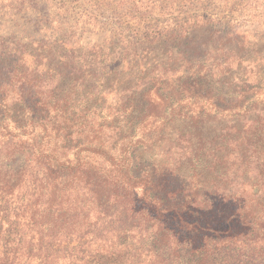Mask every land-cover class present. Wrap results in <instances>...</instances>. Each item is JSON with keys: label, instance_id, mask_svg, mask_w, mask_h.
I'll return each instance as SVG.
<instances>
[{"label": "trees", "instance_id": "16d2710c", "mask_svg": "<svg viewBox=\"0 0 264 264\" xmlns=\"http://www.w3.org/2000/svg\"><path fill=\"white\" fill-rule=\"evenodd\" d=\"M87 18L0 37V264H264V35L153 72Z\"/></svg>", "mask_w": 264, "mask_h": 264}, {"label": "rangeland", "instance_id": "374dc122", "mask_svg": "<svg viewBox=\"0 0 264 264\" xmlns=\"http://www.w3.org/2000/svg\"><path fill=\"white\" fill-rule=\"evenodd\" d=\"M21 1H25L23 8L20 6ZM122 1L0 0V7L10 4L14 6L12 14L6 9L4 11L10 14L0 18V37L6 39L7 43L14 42V33L18 37H26L24 32H33L37 21L45 14L53 20H66L74 25L94 16L98 20L97 26L100 24L108 30L121 29L131 42V50L137 48L139 58H135V61L143 68L162 72L169 69L168 65L175 63L170 59L178 57V50H171V47H165L164 43L149 44L151 40L148 36H154L155 33L166 34L175 27L186 26L188 23V26L195 27L194 30L190 29L195 46H200L204 51L219 48L223 43L227 45L228 40L233 41V37L225 35L226 32L220 28L224 22L240 23L241 29L238 32H245L255 39L264 35V0H124L131 2L136 9L132 13L120 10L119 15L123 14L121 18L112 10ZM108 2L113 6H104ZM44 4L48 7L44 8ZM140 21L143 22L141 25L138 24ZM78 30L80 34L82 30ZM86 30L88 32L85 36H89L87 41L95 40V26H87ZM22 43L26 45L28 40H23ZM4 45L6 46V43Z\"/></svg>", "mask_w": 264, "mask_h": 264}]
</instances>
